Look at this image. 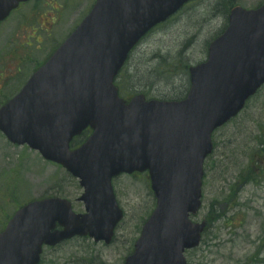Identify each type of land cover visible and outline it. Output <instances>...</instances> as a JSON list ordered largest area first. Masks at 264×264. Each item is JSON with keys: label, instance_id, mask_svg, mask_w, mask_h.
<instances>
[{"label": "water", "instance_id": "water-1", "mask_svg": "<svg viewBox=\"0 0 264 264\" xmlns=\"http://www.w3.org/2000/svg\"><path fill=\"white\" fill-rule=\"evenodd\" d=\"M26 1L0 0V22ZM188 1L97 0L73 35L0 109L7 140L27 144L77 178L85 209L75 214L59 198L23 206L0 232V264H38L43 245L74 236L110 244L123 218L111 180L145 171L156 206L124 264H186L185 250L199 245L206 228L189 216L201 205L211 134L264 84V5L234 7L207 63L189 69L185 99L146 101L137 95L126 104L118 97L113 79L131 47ZM88 127L86 142L70 150Z\"/></svg>", "mask_w": 264, "mask_h": 264}, {"label": "rangeland", "instance_id": "rangeland-1", "mask_svg": "<svg viewBox=\"0 0 264 264\" xmlns=\"http://www.w3.org/2000/svg\"><path fill=\"white\" fill-rule=\"evenodd\" d=\"M93 3L34 0L0 26V107L23 87L34 70L26 59L18 72L7 64L22 52L18 46L25 41L21 29L37 19L42 32L34 39L42 40V49L54 48L81 22ZM236 4L251 10L264 0H239ZM232 6L228 0H194L152 30L132 51L116 80L120 95L184 98L189 87L188 68L206 59L207 46L226 28ZM40 18H45L48 26ZM69 22L73 25L68 29ZM34 41L31 51L36 53ZM38 53L41 60L42 52ZM213 141L215 151L204 163L202 206L190 218L194 223L205 220L209 226L200 245L185 252L186 264H264V85L234 120L216 132ZM112 188L124 213L112 243L76 237L44 247L39 264H124L155 207V197L145 173L118 176L112 180ZM81 193L78 181L63 168L26 146L8 143L0 133V230L17 208L33 200L58 197L69 201L76 214L83 213V204L77 201Z\"/></svg>", "mask_w": 264, "mask_h": 264}, {"label": "flooded vegetation", "instance_id": "flooded-vegetation-1", "mask_svg": "<svg viewBox=\"0 0 264 264\" xmlns=\"http://www.w3.org/2000/svg\"><path fill=\"white\" fill-rule=\"evenodd\" d=\"M32 1H34V0H31V1H29V2H27V3H24V4H21L19 7H18V9L16 10V11H14V12H12L10 15H9V17L4 21V22H6L15 12H17V11H19L24 5H26V4H28V3H30V2H32ZM66 5H67V3H66ZM57 8V7H56ZM56 8H54V11L56 12V13H58V14H61V13H59V10H55ZM63 11H66L65 10V6H64V10ZM35 16L34 15H31V18L33 19ZM38 20H40V21H42L43 22V24L45 25V26H48L47 25V23L45 22V18H40V19H38ZM3 23V22H2ZM1 23V24H2ZM54 24V23H53ZM72 22H69V24H68V26H67V28L69 29L70 27H72ZM20 32H24V36H23V40H25V41H23L22 42V44L21 45H18L19 47H20V49H22V52L20 53V54H18V56H16V57H11V59H10V62L12 63H9V62H7V64H8V66L11 68V69H13V70H15L16 68V72H18L20 69L18 68V66H20V64H22V62H23V60H27L26 61V64H28L27 66H34L33 68H36L40 63L42 64V62L44 61V59L46 58V57H48V53L51 51L50 49H52L53 48V46L52 47H50V48H45L44 47V49H42L41 48V43H43L42 42V40H38V39H34V35H35V37L37 36V34H38V32H42V30L37 26V19H34V20H31L30 21V23L28 24V26H26V27H24V28H22L21 29V31ZM31 32H34V34H31ZM37 32V33H36ZM45 32H47V31H45ZM49 32H52L51 30L49 31ZM56 32V31H55ZM9 34H11V32H9ZM18 35H19V33H18ZM49 37V35H47V36H44V38H48ZM43 38V37H42ZM35 40V41H34ZM30 41V42H29ZM36 42V44L38 45V46H36V50H37V52L36 53H34L33 51H31V49L33 48L32 47V42ZM52 43L54 44V42H53V40H52ZM41 44V45H40ZM35 50V51H36ZM40 50V52H42L41 54H42V58H41V60H39L38 59V57H37V55H40V53H38V51ZM50 50V51H49ZM46 52V54H45V56H44V53ZM20 55V56H19ZM40 64V65H41ZM19 69V70H18Z\"/></svg>", "mask_w": 264, "mask_h": 264}, {"label": "trees", "instance_id": "trees-1", "mask_svg": "<svg viewBox=\"0 0 264 264\" xmlns=\"http://www.w3.org/2000/svg\"><path fill=\"white\" fill-rule=\"evenodd\" d=\"M88 135V132H85L82 136V139L84 140L85 137ZM81 138H79L78 140L74 141V145L77 144V143H80V142H83ZM80 140V141H79Z\"/></svg>", "mask_w": 264, "mask_h": 264}]
</instances>
